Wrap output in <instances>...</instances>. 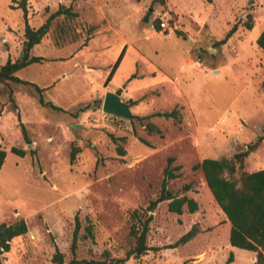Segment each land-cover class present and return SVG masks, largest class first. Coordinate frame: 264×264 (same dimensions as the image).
I'll use <instances>...</instances> for the list:
<instances>
[{
    "label": "rangeland",
    "instance_id": "1",
    "mask_svg": "<svg viewBox=\"0 0 264 264\" xmlns=\"http://www.w3.org/2000/svg\"><path fill=\"white\" fill-rule=\"evenodd\" d=\"M20 3L0 0V66L22 52ZM60 5L72 6L78 18L53 20L30 52L45 61L16 76L45 89L44 101L63 112L43 107L31 86L0 84V147L7 152L0 168V224L22 219L27 225V233L0 254V264H55L56 248L65 263L76 264L107 257L126 264H254L255 253L229 244L230 224L194 166L230 158L264 133V52L256 45L264 31V0H26L27 23L39 28ZM248 15L250 31L242 26ZM157 20L167 28L155 31ZM235 23L237 31L215 46ZM116 91L131 121L102 112L106 92ZM172 109L181 124L154 117L160 133L148 134L140 118ZM12 147L26 155L10 153ZM169 158L178 167L169 190L191 198L197 209L184 207L178 215L160 202L149 212L147 250L141 251L130 234V215L158 197ZM261 169L264 142L245 159L243 171ZM193 227L195 237L177 244Z\"/></svg>",
    "mask_w": 264,
    "mask_h": 264
},
{
    "label": "trees",
    "instance_id": "2",
    "mask_svg": "<svg viewBox=\"0 0 264 264\" xmlns=\"http://www.w3.org/2000/svg\"><path fill=\"white\" fill-rule=\"evenodd\" d=\"M20 7L23 10L24 21V43L21 55L15 61L8 60L4 65L0 66V84H6L9 82L17 83L21 85H28L34 88L38 94L39 103L46 108L54 111L63 112L60 107L55 106L51 102H45L42 96L45 89L38 87L28 81L19 79L16 73L20 70L32 65L41 64L45 59L38 56H32L31 50L40 44L41 40L47 35L51 23L53 20L63 17L65 19L74 20L78 18V13L74 11L72 6L60 5L57 10L52 13L46 21L37 29H33L26 21V0H21ZM160 23L158 20L155 24V31H160ZM242 26L250 31L253 28L251 16L248 15L246 20L242 23ZM96 27L87 28L86 42L91 38L92 33ZM238 24L235 23L230 30L225 34L224 38L215 43V46L224 45L227 40L237 31ZM64 33L65 30L61 29ZM178 36H183L180 32H176ZM76 39V38H75ZM74 39V40H75ZM257 47L264 52V31L260 33L256 39ZM124 49L120 52L115 63L113 64L105 83H107L115 69L118 67ZM132 75L129 80H132ZM261 88L264 90V79L261 82ZM88 107L81 109L86 110ZM77 116V113L73 114ZM154 117H163L164 119H171L176 125L181 124V115L177 109H172L167 112H156L151 115L140 118L143 121V125L148 134H159L160 129L151 122ZM23 136H26L24 127H22ZM125 139L120 138L117 141L123 142ZM264 142V133L253 144H249L244 150L235 153L230 158L220 159H203L200 163L194 166V169H200L203 173L205 183L212 194L216 204L224 214L226 220L230 224L229 231V244L232 247L255 253L254 264H264V169L246 172L243 171L245 159L254 152L257 147ZM117 153L119 156H124L125 151L121 145H117ZM10 153L23 158L26 155V150L12 147ZM7 152L0 147V168L4 164ZM75 158V150L71 153L70 161ZM173 158L167 160V165L164 169V177L160 185V192L158 197L148 203L144 209L133 210L131 218L130 234L134 237L136 245L141 251H146V238L149 231V224L152 221V215L149 212L153 210L160 202L167 201L168 211L181 215L184 212V207L190 213H193L197 209L196 203L187 196L177 197L168 188L169 181L176 178L174 173L178 167H171ZM80 230V222L78 217H75V229L73 231V237L70 245V252L73 257L76 255L78 232ZM86 231L90 236V229L87 227ZM27 233V225L24 220H18L12 224H0V254L8 252L10 249V242L16 237L22 236ZM196 230L193 227L188 231L177 244H184L194 238ZM135 253V250L134 252ZM128 258V257H127ZM233 260V254L230 253L227 258V263ZM52 261L55 264H76L74 259L69 263H65L64 255L55 249V253L52 257ZM127 259H111L107 257L102 262H96L94 264H126Z\"/></svg>",
    "mask_w": 264,
    "mask_h": 264
},
{
    "label": "water",
    "instance_id": "3",
    "mask_svg": "<svg viewBox=\"0 0 264 264\" xmlns=\"http://www.w3.org/2000/svg\"><path fill=\"white\" fill-rule=\"evenodd\" d=\"M102 112L119 119L131 121L132 115L129 106L120 99V91L106 92L102 104Z\"/></svg>",
    "mask_w": 264,
    "mask_h": 264
},
{
    "label": "built area",
    "instance_id": "4",
    "mask_svg": "<svg viewBox=\"0 0 264 264\" xmlns=\"http://www.w3.org/2000/svg\"><path fill=\"white\" fill-rule=\"evenodd\" d=\"M159 26L162 30H165L167 28L166 23L164 22H161Z\"/></svg>",
    "mask_w": 264,
    "mask_h": 264
}]
</instances>
